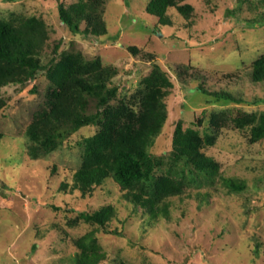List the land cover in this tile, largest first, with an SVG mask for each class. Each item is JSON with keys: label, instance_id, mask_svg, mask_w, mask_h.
Segmentation results:
<instances>
[{"label": "rangeland", "instance_id": "374dc122", "mask_svg": "<svg viewBox=\"0 0 264 264\" xmlns=\"http://www.w3.org/2000/svg\"><path fill=\"white\" fill-rule=\"evenodd\" d=\"M78 1L0 0V19L10 14L41 19L50 46L61 41L58 52L80 55L83 62L97 59L118 88L117 97L126 101L139 95L152 66H160L173 88L165 98V124L149 149L163 163L152 179L181 181L183 193L168 200L169 219L150 220L110 179L91 196L61 190L80 166L84 140L98 128H81L51 153L32 156L25 131L44 100L47 79L40 75L23 88H3L0 264H76L74 242L90 233L105 254L99 264H264V138L250 141L251 128L264 115V83L251 82L248 74L264 55V24L242 21L259 15L262 7L250 6L259 0H245L239 18L228 13L237 0H173L166 11L171 25L165 27L145 13L149 0H98L106 30L98 39L72 35L59 20L58 6ZM185 5L192 11L182 15L176 7ZM199 85L243 102L217 103L202 95ZM177 123L202 138L213 137L203 154L217 163L220 176L243 182L244 189L231 191L219 176L208 181L182 163L172 167ZM106 205L115 214L104 229L121 237L80 216Z\"/></svg>", "mask_w": 264, "mask_h": 264}, {"label": "trees", "instance_id": "16d2710c", "mask_svg": "<svg viewBox=\"0 0 264 264\" xmlns=\"http://www.w3.org/2000/svg\"><path fill=\"white\" fill-rule=\"evenodd\" d=\"M3 1L16 3L22 0ZM244 2L237 0L236 7L228 11L229 15L239 18ZM172 4L173 0H149L145 13L157 18L159 26H170L166 11ZM99 5L98 0L59 5V20L72 35L98 39L106 34ZM250 6L262 7V11L256 18L242 21L264 24V0H259L256 5L250 3ZM176 9L182 15L192 11L188 5ZM48 40L45 22L37 17L10 14L7 19H0V109L6 102L2 96L3 88H23L40 75L47 79L44 100L33 112L25 131L30 142V155L49 154L81 128L97 127V133L84 140L80 166L72 175V183L61 184V190L91 196L96 187L110 179L123 192V198L141 207L150 220L169 219L168 200L183 193V183L168 177L153 180V171L163 163L149 153L167 118L165 98L173 88L167 73L153 65L142 81L139 95L133 97V101H126L117 97L118 88L111 84L109 75L97 59L83 62L80 55L58 52L61 41L50 46ZM131 51L136 54L135 49ZM248 74L251 82L264 83V55L252 62ZM35 90L32 87L31 92L36 93ZM198 90L217 103L243 102L228 92H210L201 85ZM212 120V128L217 130L219 124ZM2 137L0 133V141ZM263 138L264 115L251 128L250 141ZM213 141V137L202 138L192 129L182 130L177 123L169 155L171 166L182 163L203 173L208 181L219 176L229 190L241 191L243 182L220 176L217 163L203 154L204 146ZM114 214V208L106 205L80 216L104 229ZM104 230L106 234L122 236L117 231ZM74 244L79 251L76 264H99L105 259L93 233L76 239Z\"/></svg>", "mask_w": 264, "mask_h": 264}]
</instances>
